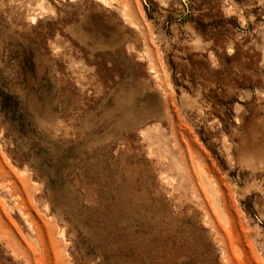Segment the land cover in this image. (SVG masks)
<instances>
[{
  "label": "rangeland",
  "instance_id": "1",
  "mask_svg": "<svg viewBox=\"0 0 264 264\" xmlns=\"http://www.w3.org/2000/svg\"><path fill=\"white\" fill-rule=\"evenodd\" d=\"M0 264H264V0H0Z\"/></svg>",
  "mask_w": 264,
  "mask_h": 264
}]
</instances>
